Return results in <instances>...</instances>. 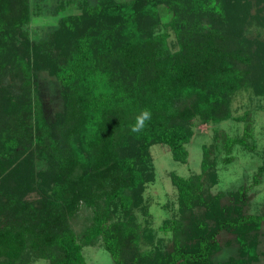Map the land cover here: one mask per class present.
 I'll return each instance as SVG.
<instances>
[{
	"label": "trees",
	"instance_id": "trees-1",
	"mask_svg": "<svg viewBox=\"0 0 264 264\" xmlns=\"http://www.w3.org/2000/svg\"><path fill=\"white\" fill-rule=\"evenodd\" d=\"M251 4L81 0L79 12L62 16L37 43L25 30L29 0H0V264H85L82 249L95 244L116 264L256 260L264 215L244 212L245 187L217 194L208 187L236 145L253 148L251 114L231 113L236 93L264 95V40L233 26L249 18ZM162 10L171 14L166 22ZM35 68L60 85L63 111L51 122L41 110ZM145 108L151 120L141 133H131ZM231 118L244 123L241 136L214 130L212 141L202 145L200 172L170 176L186 212L162 226L173 233L172 249L140 250L139 226L131 218L112 221L111 207L119 202L128 208L141 191L149 147L164 144L174 161L185 163L197 123ZM263 173L264 163L252 183ZM80 204L92 208L93 224L78 241L68 217ZM194 206L203 209L202 218L190 215ZM222 232L238 245L237 257L214 262Z\"/></svg>",
	"mask_w": 264,
	"mask_h": 264
},
{
	"label": "rangeland",
	"instance_id": "rangeland-1",
	"mask_svg": "<svg viewBox=\"0 0 264 264\" xmlns=\"http://www.w3.org/2000/svg\"><path fill=\"white\" fill-rule=\"evenodd\" d=\"M80 2L81 0H29L30 16L25 26L29 41L38 43L45 39L57 26L62 16L79 12ZM252 2L249 18L242 21L236 20L233 26L236 30L239 28L241 33L248 37L264 40V9H262L264 2L257 3L254 0ZM170 15L168 11L162 10L160 18L166 22ZM168 31L167 42L174 49L175 38L172 31L170 29ZM6 80H9L8 75ZM33 81L37 84L42 113L45 119L51 122L63 111L59 82L48 71L36 68ZM246 112L251 114L253 135L248 142L253 148L246 149L236 145L232 152L233 159L227 163L217 164L215 182H209L208 187L211 194H217L243 186L246 188L244 212L264 215V173L260 176L259 183H252L257 167L264 163V95L253 94L250 89L236 93L231 101L232 116L243 115ZM243 126L242 121L232 118L217 123H197L194 126L193 136L187 144L188 158L185 163L174 161L166 145L152 144L148 149L149 158L144 171L146 179L141 186V191L128 208H122L119 202L111 207V220L120 221L131 218L139 226L138 247L140 250L151 251L157 248L161 253L170 251L174 236L171 230L165 231L162 226L166 221L186 218V212H182L178 207L177 189L171 183V174L188 176L200 172L202 145L212 141L214 130L221 129L232 137H239L243 133ZM28 197L32 199L37 195L31 193ZM222 201L228 202V196L225 195ZM202 214L203 209L198 206L191 209L190 215L193 218H202ZM68 223L77 240L80 241L93 224L92 208L80 204L78 209L68 217ZM257 237L256 260L250 261V264H264V222L257 232ZM219 238L221 247L213 255V261H225L237 257L238 245L229 240L230 235L222 232ZM82 253L85 264H116L110 253L99 244L84 246ZM30 264H49V261L34 259Z\"/></svg>",
	"mask_w": 264,
	"mask_h": 264
},
{
	"label": "clouds",
	"instance_id": "clouds-1",
	"mask_svg": "<svg viewBox=\"0 0 264 264\" xmlns=\"http://www.w3.org/2000/svg\"><path fill=\"white\" fill-rule=\"evenodd\" d=\"M152 118L150 109H142L139 114L136 115L134 123L130 125V132L133 134L141 133L146 127L148 122Z\"/></svg>",
	"mask_w": 264,
	"mask_h": 264
}]
</instances>
